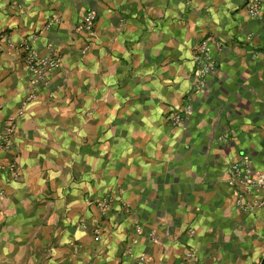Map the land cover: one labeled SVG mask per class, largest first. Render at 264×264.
Masks as SVG:
<instances>
[{
    "label": "crops",
    "instance_id": "crops-1",
    "mask_svg": "<svg viewBox=\"0 0 264 264\" xmlns=\"http://www.w3.org/2000/svg\"><path fill=\"white\" fill-rule=\"evenodd\" d=\"M245 1L0 0V138L10 129L0 163L20 175L0 171V264L263 260L264 201L242 209L225 173L243 156L264 178V2L251 17ZM90 9L82 51L73 26ZM54 14L61 22L47 26ZM207 36L223 48L193 93V51ZM51 45L60 66L22 104L19 47ZM189 92L192 113L172 126Z\"/></svg>",
    "mask_w": 264,
    "mask_h": 264
},
{
    "label": "built area",
    "instance_id": "built-area-1",
    "mask_svg": "<svg viewBox=\"0 0 264 264\" xmlns=\"http://www.w3.org/2000/svg\"><path fill=\"white\" fill-rule=\"evenodd\" d=\"M264 0H246L244 8L249 16L257 17L260 14L261 6ZM96 12L93 9L87 10L73 26V31L77 32L84 39L82 51L88 49L89 44L94 36V25L96 20ZM61 16L54 14L50 17L47 26L58 25L61 22ZM223 44L211 36L203 38L193 51V72L191 75V84L193 93L204 92L208 85L209 78L215 76L217 72V60L215 52L220 51ZM21 67L25 69L28 77L29 91L22 104L37 97V84L41 82L49 72L57 69L60 66V53L56 46L51 45L44 55H38L31 47L20 46ZM189 92L185 96L184 103L169 113V121L172 126H181L192 113V104ZM11 121V119L9 120ZM13 124V123H12ZM11 124V126H12ZM10 126V128H11ZM10 129L8 128L3 135L0 144L2 148H8ZM0 171L4 174V181L10 182L19 178V172L15 162L0 163ZM225 173L227 182L233 187L236 193V201L240 207L245 209L246 198L251 195L253 190H264V179L261 177L253 178L250 175V170L246 166L245 161H232L227 164ZM248 207V205H246ZM105 211L106 207L102 206ZM136 232L139 228L136 227ZM129 264H145L144 255H131ZM260 264V263H259Z\"/></svg>",
    "mask_w": 264,
    "mask_h": 264
},
{
    "label": "rangeland",
    "instance_id": "rangeland-1",
    "mask_svg": "<svg viewBox=\"0 0 264 264\" xmlns=\"http://www.w3.org/2000/svg\"><path fill=\"white\" fill-rule=\"evenodd\" d=\"M236 160H238V161H241V162H243V161H245V164H246V166L249 168V170H250V175H251V177H253V178H256L255 176H253V168H252V166H251V162H250V160L249 159H247L246 157H243V156H239ZM236 160H234V161H236ZM230 163V162H229ZM259 177V176H258ZM261 178H263V177H261ZM264 179V178H263ZM257 192H260V193H262V198H258V197H256L255 196V193H257ZM252 200H256V201H258V200H262V202L264 201V190L263 189H260V190H253L252 192H251V195L250 196H248L247 198H246V204H245V209L243 208V207H241L242 209H244V210H251L252 209V207L253 206H256V203H249L250 201H252ZM237 202V201H236ZM246 205H248V207H246ZM262 205H264V202H263V204ZM264 259V258H263ZM264 263V261L262 262H260V264H263Z\"/></svg>",
    "mask_w": 264,
    "mask_h": 264
},
{
    "label": "trees",
    "instance_id": "trees-1",
    "mask_svg": "<svg viewBox=\"0 0 264 264\" xmlns=\"http://www.w3.org/2000/svg\"><path fill=\"white\" fill-rule=\"evenodd\" d=\"M264 261V259L262 260V262Z\"/></svg>",
    "mask_w": 264,
    "mask_h": 264
}]
</instances>
